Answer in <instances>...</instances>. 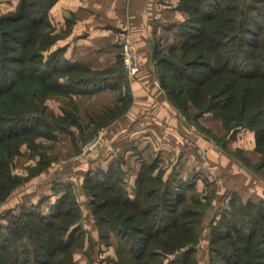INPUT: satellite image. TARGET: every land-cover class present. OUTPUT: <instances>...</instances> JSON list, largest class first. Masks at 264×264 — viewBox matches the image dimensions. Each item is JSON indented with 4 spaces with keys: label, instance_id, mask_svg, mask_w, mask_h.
Instances as JSON below:
<instances>
[{
    "label": "trees",
    "instance_id": "1",
    "mask_svg": "<svg viewBox=\"0 0 264 264\" xmlns=\"http://www.w3.org/2000/svg\"><path fill=\"white\" fill-rule=\"evenodd\" d=\"M54 1L24 0L13 17L10 15L0 17L3 27L12 22H18L19 25L17 30L7 27L0 34L2 44L0 46V166L2 153L7 152L6 148L13 146L16 138L25 132L38 130L42 126L40 115L28 114L30 112L28 107L24 112L19 110L23 104L27 106V100L32 103L30 95L35 94L29 91L24 101L23 99L18 101L17 90L23 84H29L28 86L35 84V92L45 86L58 84L63 87L68 86L67 91L70 93L86 91L91 84L92 78L84 77L82 73L90 70L81 63L61 57L63 49L51 51L45 59L42 52L35 51L34 43L38 37L43 38L42 44L48 42L43 28L51 26L49 10ZM195 1L180 0L178 6L190 14L181 24L184 42L181 45V55L177 54L180 59L165 58L174 64L172 68L176 71V78L186 85L184 88L181 87V90L187 89L189 92L188 99L183 101L184 106L180 108L186 111L189 101L192 100L200 109L201 106L196 102L199 98L209 96L217 99L228 93L225 97L228 100L224 101L223 106L227 111L219 113V116L224 119L227 127L248 125V128L253 129L258 148L264 153V38H258L264 32H255L254 35L259 34L257 39H254L253 43H249L248 40L246 42L245 32L250 33L249 28L245 27L248 19H243L238 3H230L229 0ZM253 7L256 6H250L251 9ZM231 11L234 15H230ZM238 15L241 16L240 21H237ZM259 26L261 27L260 24ZM15 35L22 37H18V40H15L18 43L15 42L13 47H10L7 40H13ZM52 38L53 36L46 46L53 44ZM6 48H9L8 50L14 48L11 51H18V55L8 56ZM170 52L176 53L173 49ZM33 63L37 65H32ZM62 77L67 79L66 83L60 81ZM107 80L108 77L100 79L91 89L113 85ZM211 87L216 88L215 92L203 96V93L209 92ZM219 102L210 103V107L214 108L213 106ZM210 107L200 109L199 112L212 109ZM120 109L122 107H116L117 112L121 111ZM233 114L238 117L235 124L230 123L232 118H236ZM15 152H18V147L14 149ZM7 155L9 156V152ZM156 165L155 162L141 164L135 181L134 196H131L123 185V169L118 163L106 170L99 169L93 174H87V183H91V188L93 186L94 190L97 189L95 193L102 198H100L101 203L97 205L98 210L93 211L99 229L108 225L119 235L122 247L119 252L120 261H117V264H154V257L160 254L158 250H163L164 247L152 246L151 249L149 242L165 237L176 239V236L185 239L186 243L179 244L177 249L175 248L176 252L167 249L168 257L171 253L176 255L168 258L166 264H192L194 260L188 262L193 252L195 253L196 247L192 244L187 247L185 245L196 242L194 228L198 224L192 223L188 218L187 212L190 210L179 209V205L186 201L185 188L190 183H185L184 179L174 173L175 171L170 172L166 178L164 172L160 170L155 173ZM6 177L7 181L11 180V176ZM4 180L5 177L0 172L2 192ZM158 180L161 182L158 189V191L161 189V194L156 193L157 201L150 202L149 198H153L157 189H149V184ZM66 186L63 184V187ZM60 193L47 213L30 206L24 207L22 215L18 217L20 220L28 218L25 219L27 225L41 228L37 230L38 234H43L40 242H38L39 238H33L34 232L31 237L22 227H18L20 224L15 222L12 223V227L5 226L8 229L7 236L0 231L2 236L0 264H64L61 262L63 258H59V262L55 259L61 252L67 253L72 261L75 245L84 241V229H81L80 224H76L79 212L76 206L69 205L71 200L68 201L67 197L70 193L66 189ZM103 207H106L105 214L104 211H100ZM222 213L225 221L218 226L219 228L215 226L212 230L210 264H264V199L258 202L232 201V208H222ZM69 218L71 221H68ZM64 221L67 223L64 224ZM80 230L82 233H79ZM15 232L19 235L17 236ZM101 236L104 237L105 234L102 233ZM17 237H22L23 241L31 238L36 251L31 252L29 257L21 259L22 251L17 244ZM227 239L235 243L243 242L244 251L248 250L247 253L239 252L238 250H242V248L238 249L240 247H236L234 251L226 249L224 244ZM214 243L218 246L216 247ZM214 253L218 254L222 263L214 259ZM73 261L70 264H75Z\"/></svg>",
    "mask_w": 264,
    "mask_h": 264
},
{
    "label": "rangeland",
    "instance_id": "2",
    "mask_svg": "<svg viewBox=\"0 0 264 264\" xmlns=\"http://www.w3.org/2000/svg\"><path fill=\"white\" fill-rule=\"evenodd\" d=\"M191 1L196 2L195 0ZM23 2L24 0H0V17L6 15L13 17V15L18 12L20 5ZM229 2L238 3L243 19H248L245 27L249 28L250 33L248 32L246 34L245 32L246 42L249 41V43H253L254 39H257L259 35L256 36L254 33L264 32V0H229ZM251 5L256 7L251 9ZM185 11L188 14V19L190 14L187 10ZM232 13L234 12L231 11L230 15H234ZM240 19L241 16L239 17L238 15L237 21H240ZM7 27L11 30H17L19 25L18 22H12V24L3 27L0 23V34L3 30H6L5 28ZM181 30L182 27L179 28L178 34L180 40L175 44V47H177L176 50L174 48L154 50L153 55L156 63L154 68L155 70L157 69V81L165 91L167 98L174 104L175 108H177V111L184 118L186 123L192 126L187 127V129H195V131L200 134L199 143L192 144L190 148V152L195 156L197 163L189 168L190 171L188 173L186 172L184 177H182L181 173L176 169V166L171 167L172 169L170 172L172 173L175 171L174 173H177L181 179H184L185 183H190L185 188L187 191L186 201H183L179 205V209L182 208L181 210L183 211L190 210L187 212L189 213L188 218L191 219L190 221L192 223H195L196 225L198 224L197 227L194 228V239L196 242H189L185 245L187 247L192 244L196 247L195 253L193 252L192 258L189 259L188 262L194 259L192 260V264H210L212 230H214L215 226L216 228H219L218 226H221L225 221L223 219L222 208H232V201L239 202L242 200L243 202H258L261 200L244 201L239 195V192L230 190V188L232 184H240L241 180L243 181L244 176H249L253 181H258V183H264V153L258 148L256 133L253 129L248 128V125L227 127L224 119L219 116V113L221 114V112L227 111L223 106L225 104L224 101L226 102L228 100L225 98L228 93H224L222 98L216 99L208 96L196 100L197 104L201 106L200 109L207 108L208 106L210 107V103L212 102L220 101L219 104L213 106L214 108L210 107L212 109L208 111L199 112L200 109L192 100L189 101L188 109L186 111H183L182 108H180V106H184L183 101L188 99L187 93L189 92L186 88L184 91L181 90V87L184 88L186 85L176 78V71L172 68V65L174 64H171L170 61L168 62L165 58H169V60L180 59V56H177V54L181 55V45L184 42ZM43 32L47 35V43H49L51 36H53L52 39H54L53 44L49 46H46L47 43L42 44V37H38L37 41L34 43L35 51L42 52L44 54L43 59H45L51 51L55 50L54 47H56V45L54 44L57 43L60 37L64 36L65 30H56L51 23V26L43 28ZM261 35L262 36L258 38H264V34ZM18 37L22 36L15 35L13 40H7V44L10 45V47H13L12 45L13 43L15 44V40H18ZM248 44H246L247 48L250 49ZM1 45L2 44L0 43V46ZM6 49V54L8 56L12 57L13 55H18V51H11V49L14 48H10V50H8L9 48ZM171 49L176 53L171 54ZM119 52L121 62V44ZM61 57L66 58L63 52ZM32 65L37 64L33 63ZM89 70L90 71L82 72L84 77L92 78L90 81L91 84L88 86H92L94 83L99 82L100 79L114 74V70L108 68L93 71L91 69ZM124 70L125 69L121 64V66L117 68L115 74ZM60 81L66 83L67 79L62 77L60 78ZM28 85L29 84H23L20 89L17 90V100L21 101V99H23L24 101L26 99L25 97L29 95V91L34 92L36 95L31 94L30 98L32 97V103L27 100V106L23 104L19 110L24 112L25 109L29 108L30 112L28 114L40 115L39 117L41 118L42 126L39 127L38 130L25 132L22 136L16 138V142H13V146L6 148L7 152L5 151L4 154L2 153L0 172L4 175L5 180L3 181V192L0 189V231L7 236L8 229L5 226L9 225L12 227V223L15 222L16 224H20L18 227H22V229L31 237V234L34 232L35 234H33V238H39L38 242H40V238H43V234H38L37 230H41V228L38 226L27 225L25 219L28 218H22L24 220H20L18 217L22 215L21 213L24 207L30 206H35L42 213H47L61 195L60 192L66 189L67 192L70 193L68 194L69 197H67L68 201L71 200V204L69 205L76 206V210L79 212L76 224H80V226H82L81 229H84V241L82 240L75 245L74 252L72 253V261L74 260L73 262L75 264H117V261H120L119 252L122 247L120 246L121 242L117 231L110 229L108 225L107 227L99 229L97 221L94 222L96 224L95 228L98 229L100 237L99 241L96 240V243L95 240L89 238V229L85 228L82 224V221L87 220L86 225H91L89 223V218L91 217L95 219L93 211L98 210L97 205L101 203V197L97 196V193H95V190L97 189L94 190L93 186L91 188V183H87L86 181L87 174H93L101 168H90L82 175L83 177H81L79 173L90 164L91 167H93L95 163H98V161L102 159H104L103 161L111 159V164H109L108 168L111 165L118 163L123 169L124 187L129 193H134L136 192V180H133V177L137 168L136 161L139 163V169L144 162H155L157 164L155 173H157V170H160L164 172L165 177L170 173L167 174L166 167L160 163V151L162 150L157 149L159 144L154 146L151 148L153 153L150 152L149 158L140 162L138 160L143 159V155L141 152L139 153L137 151L136 147L133 149L134 145L136 146L135 141H138L139 144L138 137L140 138L141 135H143L141 139L144 140L145 136L150 134L143 132L140 135L137 131V127L134 128L135 130L132 129L133 127H127V129H125L126 127H123V129H121L122 127H109L110 125L107 123L121 116L129 102L122 103V109H120L121 111L119 112L113 108V114L111 110H107L98 116L91 115L88 118L79 113L78 103H76L71 97L73 93L67 91L68 86L64 85L65 88L62 85L53 84L43 88L41 87L42 89L35 92V84ZM218 88L220 89V86H218ZM215 89V87L209 88V92L205 91L203 96L211 95V93L215 92ZM233 116L236 118H232L230 123L235 124L238 121V117L236 114H233ZM169 129L167 130V127H161L160 130H156V138L159 140L167 137L163 134L167 133ZM159 133L160 136H158ZM151 138H154V136ZM159 143L162 144V139ZM200 143H203L205 146L202 144L200 145ZM207 145L216 149L220 156L231 160L233 163L232 165L235 166V174L228 172V168L227 171L221 168V170L217 169L215 172H210L211 170L208 168L209 165L206 160L209 150ZM17 147L18 152L14 153V149ZM130 150H132V152H130ZM8 152L9 156L7 155ZM180 159L181 158H179V160ZM185 167L188 166L186 165ZM216 171H218V173ZM236 171L241 172L236 173ZM6 176H11V180L7 181ZM58 176L62 178L68 176L70 179H56ZM221 178L224 180L220 181ZM92 181H94V179ZM63 184L67 186L63 187ZM160 185V180L154 183L150 182L149 189H157L153 198H149L150 202L157 201V197L155 196L156 193L161 194V189L158 191ZM194 187L198 189L195 190ZM237 189L240 191L239 186ZM47 190H51L55 195V198L50 200L47 196L44 197V195V198L42 197L39 200L34 199V203L27 201L21 202V204L16 207H9V205H12L11 201L23 193L33 194L36 191H39V194H41L45 193ZM223 197H226L225 200L228 197V201H224L223 199L224 202L221 204ZM219 203L221 205H219ZM105 210L106 207L100 209V211H104L103 214H105ZM68 221H71V218H69ZM22 222L24 224H22ZM66 223L67 221H64V224ZM239 225H241L240 222ZM34 228L37 229L34 230ZM79 233H82L81 230ZM102 233L105 234L104 237L101 236ZM16 235L18 236L19 233H16ZM0 241H2V236H0ZM16 241L20 247V251H22L21 259L29 257L30 254H32L31 252L36 251V247H34V242L31 238H26V240L23 241L22 237H17ZM167 242L170 244H167ZM184 242L186 243L185 239H180L177 236L176 239L165 237L158 238V240H154V242L150 241L149 246L151 249L152 246H156L155 248L160 246L164 247L163 250H158V253L160 254L154 257V264H166L169 260L168 258L176 255L171 253L168 257L166 255L167 249L169 248V251L172 249L175 251V248L177 249L179 244H183ZM214 245H216V247L218 246L216 243H214ZM224 247L229 251H234L236 247H240L238 249L242 248V250H238L241 253H247L248 251H244L243 242L235 243L228 239L226 240ZM225 248H223V250ZM226 249L225 251L228 252ZM213 257L218 263H222L218 254L216 255V253H214ZM59 258H63L61 262H64V264H70L72 262L68 258L67 253H59L55 259L59 262Z\"/></svg>",
    "mask_w": 264,
    "mask_h": 264
},
{
    "label": "crops",
    "instance_id": "3",
    "mask_svg": "<svg viewBox=\"0 0 264 264\" xmlns=\"http://www.w3.org/2000/svg\"><path fill=\"white\" fill-rule=\"evenodd\" d=\"M179 1L55 0L50 7L49 18L54 29L65 30L64 36L58 39L54 48L63 49V54L68 60L81 63L91 70L104 68L114 70V74L107 76V82L113 85L96 90L88 86L86 91L72 94L71 97L78 103L79 113L88 118L91 115L98 116L107 110H111L113 114V108L122 107V103L129 102L121 116L107 123L109 127H122L121 129L137 127L140 135L143 132L149 133L150 135L145 136L144 140L141 139L143 135L138 137L139 144L135 141L136 146L134 145L133 149L136 147L137 151L143 155V159L138 161L148 159L150 152L153 153L151 148L159 144L157 149L162 150L160 163L166 167V173L170 172L171 167L176 166L184 177L186 172L190 171L189 168L197 163L190 148L192 144L199 143L200 134L195 129H187L192 126L186 123L159 85L153 55L154 50L177 49L175 44L180 40L179 28L188 17L187 12L178 7ZM126 37L131 40L139 54L140 69L133 74L126 70L115 74L122 64L119 50L121 42ZM161 127L171 129L163 134L167 137L161 138L162 144L159 143L161 139L156 138V130H160ZM153 136L154 138H151ZM207 148L209 150L206 160L210 172L221 170V168L226 171L228 168V172L232 174L235 172V166L232 165L231 160L220 156L213 147L207 145ZM103 160L95 163L93 167L91 164L88 165L79 175L83 177L82 175L90 168L107 169L111 159ZM185 164L188 167H185ZM136 166L133 180H136L139 171L137 161ZM239 172L241 171H236V173ZM56 179L70 178L58 176ZM222 180L224 179L221 178L220 181ZM261 183L253 181L249 176H244L243 181L241 180L240 184H232L230 190L239 192L244 201H255L264 198V183L262 185ZM238 186L240 191L237 189ZM135 193L130 194L134 196ZM43 196H47L50 200L55 198L51 190L41 194L39 191L33 194L23 193L13 199L9 207H16L21 202L27 201L34 203ZM225 198H222L221 204L228 201V197L226 200ZM89 219L91 225H86L87 220L82 221V224L89 229V238L99 241V231L94 223L96 220L91 217Z\"/></svg>",
    "mask_w": 264,
    "mask_h": 264
},
{
    "label": "built area",
    "instance_id": "4",
    "mask_svg": "<svg viewBox=\"0 0 264 264\" xmlns=\"http://www.w3.org/2000/svg\"><path fill=\"white\" fill-rule=\"evenodd\" d=\"M121 59L126 72L133 74L140 69L139 54L128 37L121 43Z\"/></svg>",
    "mask_w": 264,
    "mask_h": 264
}]
</instances>
